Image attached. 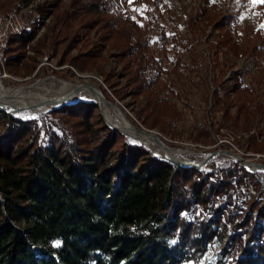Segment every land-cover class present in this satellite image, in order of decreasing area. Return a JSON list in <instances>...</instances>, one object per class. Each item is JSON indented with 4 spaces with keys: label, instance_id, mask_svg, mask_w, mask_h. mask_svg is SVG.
<instances>
[{
    "label": "trees",
    "instance_id": "obj_1",
    "mask_svg": "<svg viewBox=\"0 0 264 264\" xmlns=\"http://www.w3.org/2000/svg\"><path fill=\"white\" fill-rule=\"evenodd\" d=\"M116 2L70 0L55 7L48 41L42 36L28 45L37 32L34 21L9 37L5 68L12 73L19 65L33 69L35 57L29 58L30 67L23 60L27 48L35 56L49 48L58 64L66 60L81 70L101 68L86 41L85 53L69 56L81 40L77 26L87 34L96 28L126 60L124 71L153 115L148 126L160 125L165 111L156 97L166 85L158 75L152 81L145 77L148 66L157 68L147 27L123 16ZM11 5L12 0H0L2 11ZM75 6L78 13L71 12ZM229 22L224 17L213 26L220 30L223 55H243L246 51L234 42ZM219 82L216 76L214 84ZM235 92L247 130L251 111L246 103L252 98L246 87L236 86ZM214 99L222 101L217 92ZM90 107L66 106L69 127L48 115L24 121L0 111V264H201L208 250L219 248L212 264H264L261 173L230 160L209 170L180 167L130 143L115 162V146L123 135L91 120ZM249 143L260 151L259 144ZM219 173L218 183L210 180Z\"/></svg>",
    "mask_w": 264,
    "mask_h": 264
},
{
    "label": "rangeland",
    "instance_id": "obj_2",
    "mask_svg": "<svg viewBox=\"0 0 264 264\" xmlns=\"http://www.w3.org/2000/svg\"><path fill=\"white\" fill-rule=\"evenodd\" d=\"M69 1L45 0L38 3L33 11L24 14L25 27H29L33 21L38 26L35 37L28 45H33L42 36L49 40L48 29L53 22L54 8H60L62 3L67 5ZM91 1L82 0L84 3ZM116 5L123 16L147 27L146 36L157 68L148 66L145 77L147 81H152L158 75L166 85L156 97L158 101H163L165 111L160 125L148 126L154 118L144 96L138 93L135 83L124 71L126 60L119 51L101 39V33L96 28H90L87 34L82 26H77L81 40L74 43L69 56L85 53L83 41H86L87 49L98 60L101 68L94 66L89 70H81L66 60L58 64L57 56H49V48L38 56L27 48L23 60L30 67L29 58L35 57L36 66L27 71L19 65L16 73L5 68L8 77H4L1 72L0 86L12 88L38 80L50 85L57 83L50 77L74 83H94L108 102L124 112L131 124L138 129L155 131L165 145L184 151L181 156L187 161L195 162L204 154L222 150L232 152L247 162L264 164V0H209L207 3H203V0H117ZM40 7L43 8L41 14L38 12ZM78 11L79 6L71 10L74 13ZM43 15L48 18L45 23L38 21ZM224 17H230V35L246 51L245 54L237 56L228 52L226 56L223 55L226 48L220 45V30L213 29V26ZM210 18L214 20L211 23L208 22ZM44 56L48 57L46 63L42 62ZM225 58L228 59L227 65L224 64ZM217 65L223 70L222 73ZM76 72L86 75V78L77 77ZM216 76L220 78L217 85L214 84ZM236 86L246 87L252 98L246 103L247 110L251 111L247 130L243 126L242 114L237 112L239 100L236 98ZM215 92L222 99L220 103L214 99ZM78 103L90 104L91 120L101 121L111 128L106 124L100 106L92 98H82L69 105ZM66 106L41 114L20 112L11 107L0 111L24 121H39L40 117L48 115L59 124L69 127L67 121H72V118L66 115ZM235 119L238 120L237 125ZM115 130L123 135L115 146V162L119 160V151L125 143L138 144L155 156L145 145ZM204 130L209 131V136H204ZM249 140L259 144L260 151H254ZM229 160L240 163L231 155L220 152L212 155L197 170H209ZM256 172L261 173V180L264 181V172ZM221 179L222 173H219V178H210L216 183ZM228 233H233L232 226H228ZM220 250H208L201 264H212Z\"/></svg>",
    "mask_w": 264,
    "mask_h": 264
},
{
    "label": "bare ground",
    "instance_id": "obj_3",
    "mask_svg": "<svg viewBox=\"0 0 264 264\" xmlns=\"http://www.w3.org/2000/svg\"><path fill=\"white\" fill-rule=\"evenodd\" d=\"M79 78H86V75L80 72L75 73ZM56 80L55 84H45L43 80L33 83H24L15 85L12 88H3L0 86V109L11 107L16 111H27L30 113L41 114L57 108H63L82 98H92L99 106L104 120L110 126L117 127L124 134L145 145L155 156L159 158H169L179 161L183 164L200 165L207 154L202 155L195 162H190L182 158L185 153L180 149H174L159 142V137L154 131L145 128L138 129L128 120L124 112L115 104L108 102L103 96L99 87L90 82H70L59 80L56 77H50ZM246 167L249 170L261 169L248 162Z\"/></svg>",
    "mask_w": 264,
    "mask_h": 264
},
{
    "label": "built area",
    "instance_id": "obj_4",
    "mask_svg": "<svg viewBox=\"0 0 264 264\" xmlns=\"http://www.w3.org/2000/svg\"><path fill=\"white\" fill-rule=\"evenodd\" d=\"M45 0H32L27 3L21 0H13L11 8L8 11L0 10V75L3 72L4 77H8L5 73L6 52L8 50L9 37L18 34L25 28L24 14L33 11L38 3ZM39 22H47L48 18L44 15ZM47 56L42 58V62L46 63Z\"/></svg>",
    "mask_w": 264,
    "mask_h": 264
},
{
    "label": "water",
    "instance_id": "obj_5",
    "mask_svg": "<svg viewBox=\"0 0 264 264\" xmlns=\"http://www.w3.org/2000/svg\"><path fill=\"white\" fill-rule=\"evenodd\" d=\"M60 109V108H59ZM107 124V123H106ZM109 127H111V128H114V129H117L119 132H121L120 131V129H118L117 127H114V126H110L109 124H107ZM149 131H153V130H149ZM155 132V131H154ZM121 133H123V132H121ZM124 134V133H123ZM159 140V142H160V139H158ZM161 144H163L162 142H160ZM164 145V144H163ZM220 152H225V153H227V154H229V155H231L232 157H234V158H236L244 167H246V164H249L247 161H245L243 158H241L240 156H237V155H235V154H233L232 152H228V151H222V150H220V151H217L216 153H209V154H207V156L202 160V162H201V164L200 165H193V164H183V163H181V162H179V161H175V160H171V159H169V158H163V159H166V160H169L170 162H172V163H175V164H177L178 166H180V167H191V168H194V169H199V167L207 160V159H209L212 155H215V154H217V153H220ZM157 157V156H156ZM250 164H254V165H257V166H259V167H263L264 168V164H262V163H260V162H251ZM247 168V167H246ZM247 170L248 171H250V172H256V171H261V169H256V170H249L248 168H247Z\"/></svg>",
    "mask_w": 264,
    "mask_h": 264
}]
</instances>
